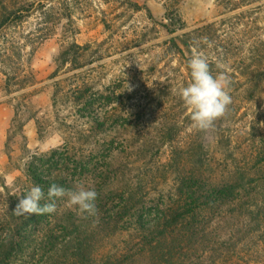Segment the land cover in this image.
Here are the masks:
<instances>
[{"label": "trees", "instance_id": "obj_1", "mask_svg": "<svg viewBox=\"0 0 264 264\" xmlns=\"http://www.w3.org/2000/svg\"><path fill=\"white\" fill-rule=\"evenodd\" d=\"M7 16L0 13V28ZM182 16L164 6L166 53L179 64L182 87L191 81L194 45L213 75L227 72L232 102L225 116L209 130H193L179 95V111L169 112L168 103L146 121L125 109L109 81L103 83V105L95 93V70H84L81 56L69 59L64 73L55 70L50 83L23 93L24 105L14 106V127L21 128L22 109L31 111L46 95L52 112L47 126L66 133L50 150L30 155L11 184L0 178V264H264V108L257 106L259 119L249 113V123L241 117L248 101L264 94V44L254 42L256 64L245 65L244 45H236L243 44V34L224 43L213 23L192 26ZM72 48L87 53L73 44L61 56L68 60ZM28 118L41 140V121ZM244 128L256 137L247 130L244 139ZM255 141L259 147L250 155L232 145ZM80 182L98 194L96 218H83L66 206V198L56 200L53 213L13 212L33 184L47 193L52 184L73 190ZM121 231L125 238L116 240Z\"/></svg>", "mask_w": 264, "mask_h": 264}, {"label": "rangeland", "instance_id": "obj_2", "mask_svg": "<svg viewBox=\"0 0 264 264\" xmlns=\"http://www.w3.org/2000/svg\"><path fill=\"white\" fill-rule=\"evenodd\" d=\"M28 4L32 5L29 9ZM165 5L188 17L192 26L213 23L212 29L224 43L225 38L243 34L239 38L243 44L236 45H244L245 65L256 64L254 42L264 44V0H0V13H8L7 24L0 28V178L11 184L30 155L48 151L61 141L65 131L47 126L52 112L46 107V95L39 96L38 106L31 111L22 109L26 117L19 119L24 123L21 128L18 123L14 127V106L24 105L19 98L23 93L50 83L48 77L55 70L64 73L69 59L76 56L87 64L84 70H95V93L103 105L107 96L103 83L109 81L111 93L115 91L114 97L123 99L125 109L129 107L146 121L151 115L160 116L168 103L169 112L179 111L177 96L183 78L177 61L166 53ZM73 44L87 47V53L72 48L66 60L61 52ZM257 98L243 108L244 123H249L252 115H247L252 111L259 119L257 106L264 108V94ZM30 115L45 129L41 140L35 120L27 119ZM254 122L257 125V119ZM241 130L247 139L248 129ZM249 130L256 137L257 132ZM256 142L232 145L250 155L259 147ZM160 146L168 147V143ZM115 235L119 241L126 236L124 231ZM111 241L115 243L114 238Z\"/></svg>", "mask_w": 264, "mask_h": 264}, {"label": "clouds", "instance_id": "obj_3", "mask_svg": "<svg viewBox=\"0 0 264 264\" xmlns=\"http://www.w3.org/2000/svg\"><path fill=\"white\" fill-rule=\"evenodd\" d=\"M206 42V38H205ZM191 81L180 89V97L188 107L193 130L206 131L214 123L225 116L231 104V80L226 71H219L213 75L207 57L193 46V54L188 61ZM128 91L132 88L127 86ZM97 192L94 187L78 183L73 190L52 184L47 193L38 185L33 184L22 195L14 209L17 216L44 215L56 211V200L66 198L67 207H75L83 218L98 217L96 205ZM47 200L46 203H41ZM94 224L98 220L93 221Z\"/></svg>", "mask_w": 264, "mask_h": 264}]
</instances>
